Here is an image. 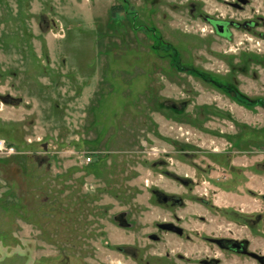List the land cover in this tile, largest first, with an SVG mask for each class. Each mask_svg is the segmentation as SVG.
Wrapping results in <instances>:
<instances>
[{
    "label": "rangeland",
    "instance_id": "1",
    "mask_svg": "<svg viewBox=\"0 0 264 264\" xmlns=\"http://www.w3.org/2000/svg\"><path fill=\"white\" fill-rule=\"evenodd\" d=\"M0 139V264H262L264 0H0Z\"/></svg>",
    "mask_w": 264,
    "mask_h": 264
},
{
    "label": "flooded vegetation",
    "instance_id": "2",
    "mask_svg": "<svg viewBox=\"0 0 264 264\" xmlns=\"http://www.w3.org/2000/svg\"><path fill=\"white\" fill-rule=\"evenodd\" d=\"M216 28H217V30L220 32V33H224L225 32V26L224 25H222V24H220V23H217L216 24ZM176 228H178V227H176V226H171V230L173 231V232H176V233H178V234H182V232H183V230L181 229V228H178V229H180L182 232L181 233H179V232H177L175 229ZM219 244L222 246V247H228V248H231V249H233V250H235V251H243V248H244V246H243V244H241V243H238V242H236V241H227V240H221V241H219ZM253 257L254 258H256L260 263H262V264H264V257H260V256H258V255H256V254H253Z\"/></svg>",
    "mask_w": 264,
    "mask_h": 264
},
{
    "label": "built area",
    "instance_id": "3",
    "mask_svg": "<svg viewBox=\"0 0 264 264\" xmlns=\"http://www.w3.org/2000/svg\"><path fill=\"white\" fill-rule=\"evenodd\" d=\"M0 153L14 154L15 148L8 144L4 139H0Z\"/></svg>",
    "mask_w": 264,
    "mask_h": 264
},
{
    "label": "water",
    "instance_id": "4",
    "mask_svg": "<svg viewBox=\"0 0 264 264\" xmlns=\"http://www.w3.org/2000/svg\"><path fill=\"white\" fill-rule=\"evenodd\" d=\"M175 229V228H174ZM177 232L181 233L182 231L178 228L175 229Z\"/></svg>",
    "mask_w": 264,
    "mask_h": 264
},
{
    "label": "trees",
    "instance_id": "5",
    "mask_svg": "<svg viewBox=\"0 0 264 264\" xmlns=\"http://www.w3.org/2000/svg\"><path fill=\"white\" fill-rule=\"evenodd\" d=\"M115 9V8H114Z\"/></svg>",
    "mask_w": 264,
    "mask_h": 264
}]
</instances>
